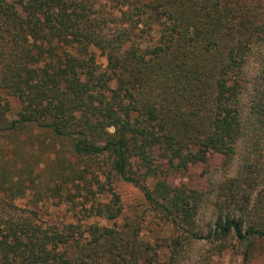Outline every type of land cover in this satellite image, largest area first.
Wrapping results in <instances>:
<instances>
[{
	"label": "trees",
	"instance_id": "1",
	"mask_svg": "<svg viewBox=\"0 0 264 264\" xmlns=\"http://www.w3.org/2000/svg\"><path fill=\"white\" fill-rule=\"evenodd\" d=\"M213 154L207 191L167 181ZM28 191L90 205L43 224ZM201 240L264 241V0H0V264H189Z\"/></svg>",
	"mask_w": 264,
	"mask_h": 264
},
{
	"label": "rangeland",
	"instance_id": "2",
	"mask_svg": "<svg viewBox=\"0 0 264 264\" xmlns=\"http://www.w3.org/2000/svg\"><path fill=\"white\" fill-rule=\"evenodd\" d=\"M95 54L98 58V64L104 70L106 66L105 58L100 56L99 52H95ZM222 163L223 157L213 154L207 158L205 163L190 166L184 172L170 173L167 181L175 186L184 185L187 188L207 191L212 183L220 180L224 172L222 170L223 167H221ZM43 168L44 165L38 169L42 170ZM231 173H234V167L231 168ZM115 191L120 197L123 214L125 216H140L144 238H153L156 233L159 234L161 232L160 227L155 226V219L147 212L143 193L139 188L117 181L115 183ZM32 199V192L28 191L25 198L17 200L16 204L21 208L36 212L37 218L41 223L59 227L69 223H76L77 218L82 217L84 209L81 203L86 208L90 205V203H85L84 200L83 202H77L78 199L72 205L71 202L64 200V198H54L50 195L41 201L33 202ZM95 221L105 224V221L100 219H89L84 223L89 224ZM206 223H208V217L206 219L202 218L201 224L206 226ZM214 247L218 248V246H213V244H209L205 240L194 243L192 245V258L189 264H264V241L256 244L248 261L244 260L242 250L234 242L221 252L217 251Z\"/></svg>",
	"mask_w": 264,
	"mask_h": 264
}]
</instances>
